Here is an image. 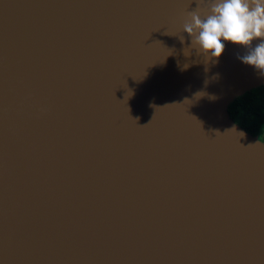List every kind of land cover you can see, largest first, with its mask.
Returning a JSON list of instances; mask_svg holds the SVG:
<instances>
[{"label": "water", "instance_id": "water-1", "mask_svg": "<svg viewBox=\"0 0 264 264\" xmlns=\"http://www.w3.org/2000/svg\"><path fill=\"white\" fill-rule=\"evenodd\" d=\"M198 6L0 0V264H264V143L228 112L264 75L191 48Z\"/></svg>", "mask_w": 264, "mask_h": 264}, {"label": "clouds", "instance_id": "clouds-1", "mask_svg": "<svg viewBox=\"0 0 264 264\" xmlns=\"http://www.w3.org/2000/svg\"><path fill=\"white\" fill-rule=\"evenodd\" d=\"M183 32L191 39V48L202 54L205 62L218 61L225 45L231 43L247 50L243 56L237 57L243 64L264 75V0H208L207 13L202 15L198 6L187 14ZM179 39L183 44L184 36ZM190 54L191 50L184 49L185 56ZM188 67L184 65L185 69ZM204 95L206 93H197L196 98ZM237 133L240 138L245 135L242 131Z\"/></svg>", "mask_w": 264, "mask_h": 264}, {"label": "trees", "instance_id": "trees-1", "mask_svg": "<svg viewBox=\"0 0 264 264\" xmlns=\"http://www.w3.org/2000/svg\"><path fill=\"white\" fill-rule=\"evenodd\" d=\"M228 112L236 124L264 143V86L236 99Z\"/></svg>", "mask_w": 264, "mask_h": 264}]
</instances>
